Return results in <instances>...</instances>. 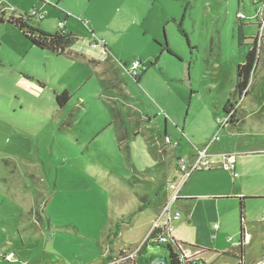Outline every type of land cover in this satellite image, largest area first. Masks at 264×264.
<instances>
[{
	"label": "rangeland",
	"instance_id": "obj_1",
	"mask_svg": "<svg viewBox=\"0 0 264 264\" xmlns=\"http://www.w3.org/2000/svg\"><path fill=\"white\" fill-rule=\"evenodd\" d=\"M153 1L152 20L149 17L147 21L160 24L156 40L150 35L135 37L134 31H129L125 42L116 45V58L105 64L107 75L94 64L78 63L68 69L67 63L50 53L31 50L17 54L10 37L1 33V196H6L5 188L10 186L12 208L7 213L13 220H24V212L32 207L27 205L32 204L34 196L39 205L33 206L30 217L40 219L42 202L47 203L46 212L52 216L49 226L44 224L42 241L31 238L23 262L95 264L99 260L97 252L104 247V233L119 221L123 223L111 246V258L108 259L105 245V261L101 259L97 264H122L114 259L123 246L131 250L138 247L133 245L143 235L147 211L142 212L139 221H133L140 206H127L131 205L128 203L118 212L122 219L105 222L104 180L87 179L88 164L92 165V174L108 169L118 178H139L143 182L151 181L149 171H154L157 164H165L173 168L169 183L174 184L177 159L183 157L187 164L192 163L197 150L205 148L192 146L205 139L210 127L218 136L217 143L229 140L236 151H264V57L244 106L247 122L240 128L246 133L230 137L228 126L221 125L226 117L222 107L235 85V68L244 63L252 39L264 34V27L256 26L257 17H264V4L255 0ZM158 44H166L169 53ZM134 61L141 64L138 73L143 72L138 83L127 74ZM63 90L67 91L69 101L60 109L54 95ZM243 104L244 99L235 106L244 113ZM113 111L121 118L115 120ZM121 123L128 130L129 140L117 148L120 153L115 156L110 140L111 135L121 133ZM182 130L184 135L180 138ZM100 133L102 137L98 136ZM165 137L171 144L164 142ZM174 143L180 147L173 146ZM163 147L165 154L161 153ZM195 174L180 193L191 191L197 195L195 200L190 198V202L176 203L170 208L172 214L180 216L172 223V237L181 251L192 255L197 249L191 246L205 250H213L216 243L231 246L226 239L231 236L233 243L238 242L241 222L243 229L250 220L260 222L257 230L264 226V200L245 202L241 217L238 201L213 204L211 199L200 198L204 186L200 190L196 187ZM222 174L225 173H219V178ZM177 177L180 179V173ZM258 183H236V190L262 198L264 180ZM257 186L261 188L252 190ZM170 193L167 189L164 196L168 198ZM3 198L0 206H8V199L4 198L5 202ZM140 198L148 202L147 195L138 197L141 204ZM64 214L73 223L69 228L56 224L62 223ZM218 215L225 228L231 230L224 236L213 231L219 223ZM12 224L14 230L20 229ZM65 229H70L69 233ZM28 232L32 235L31 228ZM256 232L252 234L246 264H255L264 254V246L260 248L264 237ZM164 252L155 247L148 249L146 256L159 257ZM137 257L133 258L136 263Z\"/></svg>",
	"mask_w": 264,
	"mask_h": 264
},
{
	"label": "crops",
	"instance_id": "obj_2",
	"mask_svg": "<svg viewBox=\"0 0 264 264\" xmlns=\"http://www.w3.org/2000/svg\"><path fill=\"white\" fill-rule=\"evenodd\" d=\"M5 6V10L3 13V17L0 22V38L2 39L5 36H9L12 42V48L16 51L17 54L25 53L27 51H38L44 53H50L48 51H39L33 48L30 43L25 39L23 33L19 31L17 28L7 24L8 19L10 18H18L21 16H26L31 11L36 10L43 14L42 19L38 18H26V23L31 27H36L42 31L47 33H55L57 31H63L67 34H71L76 39L74 44L70 47V55L63 56H55L50 53L52 57L61 60L63 63H67L68 69L74 68L79 63L85 64H94L98 69L102 70L104 75H107V67L105 64H108V61H113L116 58L115 48L119 42H125V36L129 35V31L133 30V36L143 37L146 35H150L151 38H157V29L160 27V24H156V22L152 21L149 23L148 18H151L152 12V3L153 0H0ZM25 18V17H24ZM61 25V28L59 27ZM258 28V25H256ZM3 34V37L1 36ZM99 41L104 42L105 47L99 46L96 43ZM93 45H96L93 47ZM158 47L159 44H158ZM106 51V54L103 55V51ZM20 56V55H19ZM256 78V77H255ZM255 79L252 81V89ZM250 98H244L243 111H244V125L246 126V111L244 109L246 100ZM67 105V104H66ZM66 105L63 107L65 108ZM59 108V107H58ZM60 108V109H63ZM119 118L120 114H119ZM122 120V119H121ZM122 124V125H121ZM120 124V128L122 131L119 135H111L112 142V152L113 155L119 156V150L125 142L129 140V133L125 127L124 123ZM120 132V131H119ZM246 133L244 130L243 133L234 134L230 132V137L239 136ZM165 134V132H164ZM184 135L183 130L181 131V137ZM99 137L103 136V133L98 135ZM109 136V135H108ZM107 136V137H108ZM72 139V136H70ZM214 137V128L210 127L209 131L203 139L200 141L199 145H193L192 149L198 148V146L206 147L208 146V153L211 156V167L207 170L195 172L197 174V182L196 187L200 190L202 185L204 186V193L200 196V198H206L216 204L215 202L219 201H238L239 207L240 204L243 206L245 202L248 201H261L264 200V197L261 198L262 195H244L240 190H236V183H248L250 182L252 186L259 184V180H264V151H236V149L232 146V142L229 140H222L219 143L214 141L211 143ZM74 138H76L74 136ZM168 138V137H165ZM228 138V137H227ZM175 147H180L178 143H175ZM174 146V145H173ZM191 149V148H190ZM162 154H165L164 147L161 151ZM193 155V153H191ZM222 154H230L235 157V170L234 173L237 174L233 176L232 172L225 171L221 168V160L220 155ZM263 156V157H262ZM183 158V157H179ZM178 158V159H179ZM177 159V161H178ZM172 170L173 168L168 165V167L163 164V167L157 164L155 166L154 171H149L152 179L150 182H143L139 178L131 181L123 176L120 178L114 176L111 172L112 170H101L100 174H92V165L85 166V177L87 179L97 178L103 181V193L105 195L104 199V221L110 223L119 221L121 218V214L118 213L120 211L121 206H126L128 203L131 205L127 206H141L138 197L147 195L148 202L144 204V208L141 211H138L134 217L133 221L140 219L142 217V212L147 211L148 220L145 223V229L140 241L133 245V247L141 246L144 240L147 238L149 233L152 231L154 227V223L156 218L163 206L169 203L173 192L170 189V178H172ZM174 171L177 176L179 172L177 162L174 166ZM225 173L220 176L219 173ZM195 174V175H196ZM194 173L184 182L181 186L178 199L173 204H178L181 202L189 201L188 199L197 195H194L191 191H188L184 195H180L181 191L185 188L187 181L192 178ZM177 176H174L173 180L174 184L178 183ZM229 178L230 181L229 182ZM136 180V181H135ZM239 180V182H237ZM229 182V183H228ZM54 184V183H53ZM58 185L55 183L54 187ZM145 187H148L147 190L150 192L147 193ZM260 186L253 187L254 189H260ZM171 192L170 196H164L166 191ZM182 189V190H181ZM6 196L1 197L7 198L9 205L8 206H0V264H21L24 259H26L27 248L29 244H31V238L34 240L43 239V230L44 224L46 223L49 226L50 221L52 222V216L50 213H47L48 210L47 203L42 204L40 219L30 217L29 212L33 208V206H38L39 202L36 200L37 196L33 197L32 204L27 206H32L31 208H27L24 212V220L21 219H12L9 212L12 208L10 206L11 200V188L8 186L5 188ZM251 192V191H249ZM9 196H8V195ZM164 196V197H163ZM3 200L6 202V200ZM240 201L239 199H242ZM131 199H134V203L131 202ZM138 199V200H137ZM195 199H193L194 201ZM172 204V205H173ZM171 205V206H172ZM16 206V204H15ZM26 206V205H25ZM155 206V207H154ZM86 208H88L86 206ZM137 208V207H136ZM216 214H218V207L215 206ZM260 209V208H259ZM244 210V206H243ZM112 213V216H111ZM243 215V211H242ZM62 223L64 228H69L73 225L67 219V215L61 216ZM131 220V221H132ZM217 229L213 231L218 233L219 235L224 236L231 232L230 229L225 228V223L221 221L220 215H218ZM264 221V219H262ZM16 223L17 230L13 229V224ZM52 224V223H51ZM242 225V223H241ZM104 226H107L106 224ZM257 226H261L260 222H254L253 220L248 221L244 225V256H243V264H246L247 251L250 244H252V234L254 231H257V235L264 237V226L256 229ZM28 228L32 229V235L29 234ZM109 228V226H108ZM243 228V226H242ZM69 233L70 229H65ZM96 231L94 234L98 233ZM108 230L103 235V241ZM102 236V235H101ZM119 236V235H118ZM240 236V235H239ZM238 236V237H239ZM89 242V241H88ZM227 243H231V246L225 247L223 244L216 243L213 250H205L202 248L195 247L197 249L198 258H200L204 264H216L218 262H226V264H237V260L230 256L223 255L224 253H231L236 249L237 243L232 242V237L229 236L226 239ZM125 246V245H124ZM131 246V245H130ZM264 245L261 244L260 248L262 249ZM190 248V246H187ZM193 248V246H191ZM16 249V253L14 251ZM106 251V246L102 247L101 251L97 252L99 255V260L95 263L97 264L104 256V252ZM8 254H13V260H6V256ZM158 257V256H157ZM159 257H165L164 254ZM264 254L262 260L257 261L255 264H263ZM21 260V261H19ZM28 261H24L23 264H28Z\"/></svg>",
	"mask_w": 264,
	"mask_h": 264
},
{
	"label": "trees",
	"instance_id": "obj_3",
	"mask_svg": "<svg viewBox=\"0 0 264 264\" xmlns=\"http://www.w3.org/2000/svg\"><path fill=\"white\" fill-rule=\"evenodd\" d=\"M258 3L264 4V0H255ZM25 17V18H24ZM21 16L18 18H10L7 21V24L17 28L21 31L30 43V45L39 50V51H48L55 56H63V55H70V47L74 44L75 38L71 34H67L63 31H57L55 33H47L42 31L36 27H31L26 23V16ZM33 18V17H28ZM259 21V17H257V23ZM1 22V20H0ZM258 25V24H257ZM162 51L169 53L168 47L166 44L160 45ZM264 57V34L254 37L252 39L251 48L245 55L244 63L237 65L235 68V85L232 93L229 95L226 103L222 107V111L227 115L231 111H233L232 115L228 119L226 126H228L229 131L234 134L243 133L240 126H244V113L240 112V110L235 106L237 101H242L244 98L250 96V91L252 90V81L255 79L259 67L261 66V62L263 61ZM143 73V72H142ZM142 73H138L137 76L132 77V79L138 83L141 78ZM236 98L237 101H233ZM54 100L59 108H63L67 102L69 101V95L66 90L61 91L59 94L54 95ZM114 119L119 118V113L113 111ZM240 201L243 200L239 199ZM141 206L139 207V211L144 208V204L147 203L145 198H140ZM240 214L242 217L243 206L240 204ZM131 219V218H130ZM242 221V218H240ZM123 221L116 222V224H111V229L105 236L104 244L108 246L109 250V258H111L112 249L111 246L113 245V241L118 237L120 224ZM242 223V222H241ZM240 223V231H239V242L237 243L236 249L231 253H224L225 256L233 257L237 260V264H243V256H244V231L242 225ZM162 233V229L160 228H153L152 231L149 233L147 238L144 240L142 245L140 246V250L137 257L138 264H150L156 257L154 256H146L148 249L151 248H162L165 250L164 256L166 259L165 264H195L197 261H190L188 258L182 257L180 255V251L176 246V243L173 241V246L171 244L161 245L154 243V239ZM125 247V246H123ZM195 248V247H193ZM118 254L121 255L119 251ZM117 257V256H116ZM103 259V258H102ZM105 261V258L103 259ZM201 264H204L201 260H199ZM136 263V264H137Z\"/></svg>",
	"mask_w": 264,
	"mask_h": 264
},
{
	"label": "built area",
	"instance_id": "obj_4",
	"mask_svg": "<svg viewBox=\"0 0 264 264\" xmlns=\"http://www.w3.org/2000/svg\"><path fill=\"white\" fill-rule=\"evenodd\" d=\"M5 10V6L3 5V3L0 1V20L3 17V13ZM28 17H33V18H38V19H42L43 18V14L33 10L28 14ZM260 20L258 21V28L262 29L264 27V17L259 18ZM59 27L61 28V25H59ZM99 46L105 47L104 42L102 41H98L96 43ZM96 45H93V47ZM106 54V51H103V55ZM140 62L139 61H134L130 70L127 71V74L132 78L138 75V70L140 69ZM233 111H231L229 114L226 115L224 122L221 124L222 126H226V123L228 121V119L230 118V116L232 115ZM214 141H218V136H214L211 143ZM164 142L166 144H171V141L169 138H165ZM174 146L176 145L175 143L173 144ZM220 160H221V168L225 171H229L233 173V176H236V174L234 173L235 170V157L233 155L230 154H222L220 155ZM177 165H178V169L180 172V180H178L177 184H171L170 185V189L173 192V195L169 201L168 204H166L165 206H163L156 218V221L154 223V227L153 228H160L162 229V233L157 236L154 239V243L157 244H161V245H167V244H171L172 246L173 244V237H172V230H173V226L172 223L176 220L179 219V214L178 213H171L170 212V208L171 205L178 199V194L180 191L181 186L184 184V182L195 172L198 171H203V170H207L211 167V156L208 154V146H206L203 150H197V152L195 153V155L193 156V161L190 164H187L185 159L183 158H179L177 161ZM179 184V186H178ZM214 229H217V225L214 226ZM177 246V245H176ZM174 247V246H173ZM179 249V248H178ZM140 250V246L133 248L132 250L125 246L123 248L120 254H117V258L114 259V261L117 262H122V264H136L135 262V258ZM180 251V255L182 257L188 258L191 262L192 261H197L195 264H201L199 262V260H201L200 258H198V253H194L192 255L187 254L186 252H183L179 249ZM6 260L11 261L13 260V254H8L6 256ZM127 261L126 263H123ZM202 261V260H201ZM203 262V261H202ZM106 264H110L109 262Z\"/></svg>",
	"mask_w": 264,
	"mask_h": 264
},
{
	"label": "water",
	"instance_id": "obj_5",
	"mask_svg": "<svg viewBox=\"0 0 264 264\" xmlns=\"http://www.w3.org/2000/svg\"><path fill=\"white\" fill-rule=\"evenodd\" d=\"M165 257H156L150 264H165Z\"/></svg>",
	"mask_w": 264,
	"mask_h": 264
}]
</instances>
